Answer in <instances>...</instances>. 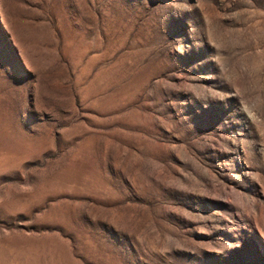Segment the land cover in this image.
<instances>
[{"label": "rangeland", "instance_id": "1", "mask_svg": "<svg viewBox=\"0 0 264 264\" xmlns=\"http://www.w3.org/2000/svg\"><path fill=\"white\" fill-rule=\"evenodd\" d=\"M0 264H264V0H0Z\"/></svg>", "mask_w": 264, "mask_h": 264}]
</instances>
